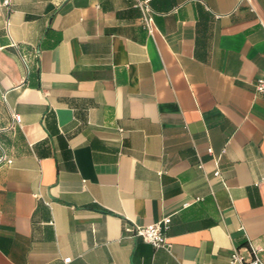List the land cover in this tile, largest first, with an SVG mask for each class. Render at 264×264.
<instances>
[{
    "label": "crops",
    "instance_id": "0c3cea01",
    "mask_svg": "<svg viewBox=\"0 0 264 264\" xmlns=\"http://www.w3.org/2000/svg\"><path fill=\"white\" fill-rule=\"evenodd\" d=\"M263 72L264 0H0V264L264 260Z\"/></svg>",
    "mask_w": 264,
    "mask_h": 264
},
{
    "label": "built area",
    "instance_id": "2783aa9c",
    "mask_svg": "<svg viewBox=\"0 0 264 264\" xmlns=\"http://www.w3.org/2000/svg\"><path fill=\"white\" fill-rule=\"evenodd\" d=\"M6 5H10V0H5ZM145 22L149 27L152 25V18L145 19ZM24 61H26V58L23 57ZM256 90L257 92L264 94V72L257 78L256 83ZM15 118L18 121H21V115L16 114ZM212 148H209V151L212 152ZM219 159V158H218ZM2 160V158H1ZM221 170L219 168L216 169L215 174L220 175ZM189 202L185 203L188 204ZM171 222V216H166L164 219L157 221L152 224L147 225H126V230L133 233V235L141 236L144 240L152 243L156 247H167L169 248L171 246V243L169 242L166 230L169 227V224ZM260 248L253 247L252 249V256L250 258H244L237 250L233 252L231 262L236 263L239 262L240 264H264V260L260 255ZM71 260V257L65 258L66 264L69 263Z\"/></svg>",
    "mask_w": 264,
    "mask_h": 264
}]
</instances>
